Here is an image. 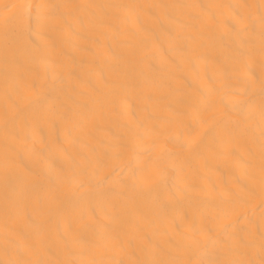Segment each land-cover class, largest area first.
Wrapping results in <instances>:
<instances>
[{"label":"bare ground","instance_id":"6f19581e","mask_svg":"<svg viewBox=\"0 0 264 264\" xmlns=\"http://www.w3.org/2000/svg\"><path fill=\"white\" fill-rule=\"evenodd\" d=\"M0 264H264V0H0Z\"/></svg>","mask_w":264,"mask_h":264}]
</instances>
